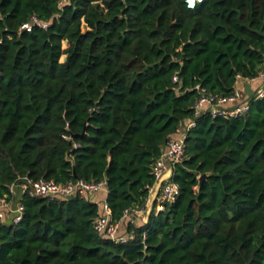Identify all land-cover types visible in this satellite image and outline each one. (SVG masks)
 Instances as JSON below:
<instances>
[{
  "label": "trees",
  "instance_id": "16d2710c",
  "mask_svg": "<svg viewBox=\"0 0 264 264\" xmlns=\"http://www.w3.org/2000/svg\"><path fill=\"white\" fill-rule=\"evenodd\" d=\"M32 15L48 27L20 30ZM263 61L264 0H0V195L22 176L104 179L119 221L145 204L195 85L229 95ZM184 141L176 199L128 224L133 239L94 230L96 201L23 195L0 264H264V96L195 117Z\"/></svg>",
  "mask_w": 264,
  "mask_h": 264
},
{
  "label": "built area",
  "instance_id": "2783aa9c",
  "mask_svg": "<svg viewBox=\"0 0 264 264\" xmlns=\"http://www.w3.org/2000/svg\"><path fill=\"white\" fill-rule=\"evenodd\" d=\"M46 29L49 22L41 21L36 15L20 26V30H30L33 26ZM237 76L233 89L229 95L211 94L199 84L195 85L198 92V99L193 107V118L185 121L178 129L176 136L169 138L159 155L154 159L151 167L153 183L147 185L148 197L145 204L137 208H128L124 210L123 216L119 221H113L110 208L106 198L97 200L99 192H106V181H85L82 179L69 180L66 182H56L51 179L39 178L30 179L27 176L18 177L9 184L8 191L0 195V222L5 224H17L23 215L21 199L23 195L33 197H43L50 200L66 199L74 195L96 201L100 205L99 214L93 221L94 230L101 236L107 237L112 241L127 242L134 238L132 232H128V224H135L139 221H146L148 215L154 211H162L165 205L172 203L179 191V186L171 180L173 167L180 163L185 154V131L195 125V117L203 113H209L211 117L233 118L243 115L248 110V102L242 100L243 94L238 85ZM251 80L259 79L263 82L254 98L264 96V61L257 74L249 78ZM173 82L178 81L177 75L172 77ZM227 104H231L228 106ZM63 138L70 139L69 135H63ZM76 148L78 144L74 143Z\"/></svg>",
  "mask_w": 264,
  "mask_h": 264
},
{
  "label": "crops",
  "instance_id": "0c3cea01",
  "mask_svg": "<svg viewBox=\"0 0 264 264\" xmlns=\"http://www.w3.org/2000/svg\"><path fill=\"white\" fill-rule=\"evenodd\" d=\"M67 44V43H66ZM238 85L239 88L243 94L242 100L249 102L252 98H254V95L256 92L262 88L263 82L259 79L251 80L249 78H239L238 79ZM246 85H248V89L246 90ZM230 106L231 104H227ZM97 200H101L103 198H106V192H99L94 196Z\"/></svg>",
  "mask_w": 264,
  "mask_h": 264
},
{
  "label": "water",
  "instance_id": "95a60500",
  "mask_svg": "<svg viewBox=\"0 0 264 264\" xmlns=\"http://www.w3.org/2000/svg\"><path fill=\"white\" fill-rule=\"evenodd\" d=\"M189 7H194L196 2H201L202 0H186ZM248 89V85H246V90ZM207 173H203L199 176L200 182L206 177Z\"/></svg>",
  "mask_w": 264,
  "mask_h": 264
},
{
  "label": "rangeland",
  "instance_id": "374dc122",
  "mask_svg": "<svg viewBox=\"0 0 264 264\" xmlns=\"http://www.w3.org/2000/svg\"><path fill=\"white\" fill-rule=\"evenodd\" d=\"M62 45H63L64 48L67 46L65 41L62 43ZM64 60H65V55H62L61 58H60V61H64Z\"/></svg>",
  "mask_w": 264,
  "mask_h": 264
}]
</instances>
